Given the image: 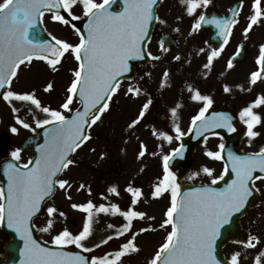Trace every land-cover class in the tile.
<instances>
[{
  "label": "snow or ice",
  "instance_id": "obj_1",
  "mask_svg": "<svg viewBox=\"0 0 264 264\" xmlns=\"http://www.w3.org/2000/svg\"><path fill=\"white\" fill-rule=\"evenodd\" d=\"M114 2L115 0H102L99 3L96 0H2L0 2V89H11L13 78L17 76V69L26 61L31 62L34 57L47 61L53 68L66 54L74 56L78 62V67L73 73L74 79L67 89L68 95L61 105L64 110L71 112L70 106L73 100L79 98L81 107L70 117L59 110L42 107L41 101L34 94H22L12 90L0 92L4 101L30 102L35 108L47 114V118L35 122L37 127L47 126L44 144L39 148V156L22 167L15 163L7 164L5 168L8 178L7 191L0 187V224L6 223V227L13 229L23 240L21 251L23 259L20 264H117L126 253L139 251L133 236L131 240L120 246V250L89 261L83 255L44 247L33 238V218L41 211L42 202L46 197H51L57 185L64 189L68 184L67 180L58 178V173L74 164L70 155L91 138L88 130L101 120V115L109 108L108 101L118 90L120 77L130 71L129 61L143 57L144 45L149 39V26L153 19H159L153 13L157 0H123L124 7L119 12L112 10ZM201 3L207 5L209 0H188V12L193 13ZM77 5L81 7L83 16L87 18L86 34L75 24L72 25L80 35L78 44L69 43L56 36H51V41L43 43H34L30 38V31L36 28L39 18H42L45 12L51 13L53 20L64 24H69L70 20L61 14L62 10L67 12V16L72 20H79L80 16L73 13V8ZM254 8L255 12L250 17L245 35L264 16L262 0H254ZM203 22L214 24L220 29L225 44L231 35V26L237 23L235 18L221 20L214 17L206 21L205 16L201 15L194 27L200 28ZM148 55L151 56V53ZM218 55L219 51L213 49L204 67L208 68L213 58ZM236 55H239V50ZM152 58L159 59V57ZM257 64L260 66L259 70L251 73L253 84L264 74V45L260 47ZM232 66V60H229L228 67ZM51 88L52 84H48L47 89ZM128 91L139 94V89L129 88ZM225 91L229 89L225 87ZM193 99L205 102V106L192 118V127L196 129L197 135L201 130L217 127L235 131L231 118L224 113L214 114L211 119L206 118L205 113L213 103L210 97L202 96L197 91ZM150 103L151 101L143 105L139 117L132 121L130 128L143 118ZM262 104H264V96L258 98L253 105L245 107L241 113V118L247 124L249 137L258 135L253 128L261 122V117L253 111V108ZM13 111L16 109L14 108ZM18 123L24 128L31 127L22 120H18ZM11 131L17 133L18 129L12 127ZM176 132L177 138L184 135L179 127L176 128ZM164 138L169 142L173 139L172 136L167 135ZM182 147L175 149L172 155H182ZM224 147L220 144L221 151L208 152L207 155L222 159L221 152ZM19 153L20 149H16L11 155L18 160ZM144 154L145 150L142 146L139 155L142 157ZM171 158L172 156L169 155L163 156L165 175L156 185L153 193L155 197H159L163 192L171 191V204L165 213L166 219L160 225L161 228L170 225L171 231L168 232L165 241L149 264H220L215 256L216 239L224 225L229 223L231 216L240 212L248 197L252 195L254 189L250 184L261 178L254 173L257 171L264 173V148L250 156L228 154L231 170L236 178L225 189L218 191L211 187H201L185 192L179 199L180 185L176 183V176L169 170ZM204 171L211 174L208 168ZM227 171L226 164L225 172ZM215 182L213 180V183ZM80 187L83 188L84 185ZM109 191L119 194L115 187L110 188ZM127 191L131 193L133 203L141 195L140 190L136 188L129 187ZM72 207L86 213L87 222L78 234H73L67 229L60 231L54 236L53 243L61 249L68 244H74L83 248L85 252H90L92 249L86 247L83 242L91 235L92 210L96 206L89 201L86 204H73ZM111 210L120 213L128 221L123 226V231L117 232L116 236L130 230L133 218L145 215L133 210L121 211L118 205H112ZM98 211L107 213L109 208L100 205ZM47 212L51 216L57 212V209L49 207ZM59 215L65 214L60 212ZM51 227L52 221L49 220L47 227L40 230L48 231ZM112 238L108 236L107 240ZM107 240L101 243H106ZM237 260L238 254L233 255L232 264H237Z\"/></svg>",
  "mask_w": 264,
  "mask_h": 264
},
{
  "label": "flooded vegetation",
  "instance_id": "obj_2",
  "mask_svg": "<svg viewBox=\"0 0 264 264\" xmlns=\"http://www.w3.org/2000/svg\"><path fill=\"white\" fill-rule=\"evenodd\" d=\"M76 7L80 9L79 5L75 6L74 9ZM251 11L254 14V0H209L207 5L201 3L193 13L188 12V0H162L157 9L159 19L155 33L148 44V52L151 53L149 64L135 65L133 73L120 81L118 90L108 102L109 108L101 115V120L90 128L91 138L74 155V170L69 180L72 190V187L77 186L76 194L78 196L71 194L66 198V207L71 215L67 216L65 220L63 219V222H60L62 226H59L58 207L52 199L45 204V215L34 219V226L38 231L47 227L48 221L51 220L52 227L43 232L57 233L58 229L68 225L67 230L73 234H78L87 222V214L79 208H73L72 205L86 204L91 201L96 206L92 210V231L83 243L90 248L100 245L104 239L101 228L105 221L112 220L120 225L123 218L120 213L114 211L113 214L104 213V215L103 212L98 211L99 206L118 205L121 211H138L139 201L144 198V190L143 188L140 189L139 185L135 187L140 190L141 195L133 203V197L127 189L133 188L136 180L144 181L149 197L153 188L163 180L165 175L163 156H170L180 146L182 138L191 133L193 116L197 115L200 109L205 106L204 101L193 99L197 91L202 96H208L212 99L213 103L208 107L212 117L213 110L226 111L231 117L237 114L242 124L247 128L245 120L241 118L243 109L253 105L258 98L264 96V75H261L255 84L251 83V73L260 68L257 64L260 49H250L251 29L245 35V29L250 22ZM201 15L205 16L206 21L214 17L221 20H231L230 17L235 18L237 23L231 26V35L226 44L224 37L220 35V29L214 24L203 22L200 28L194 27ZM43 18L44 20L52 19V14H45ZM254 26L259 30V37H264V16ZM162 34L170 37L167 46L163 44V47L159 41V36ZM72 38L78 39L79 43V35ZM213 49L218 50L219 55L213 58L208 68H205L204 65L208 63V56L211 55ZM238 50L239 55H236ZM152 57H159V59ZM176 57H180V59H176ZM229 60H232L233 66L231 68L228 67ZM36 61L37 59H33L31 62L27 61L20 65L17 69V76L13 78L11 89H17L25 83L32 82L33 74L39 70L34 65ZM73 61L76 65L68 73V87L74 79V70L78 67L75 58ZM225 87L229 91H225ZM129 88L139 89V94L129 92ZM149 101L151 103L143 118H140L139 122L130 128L129 125L132 121L139 117L143 105ZM78 106L79 103L75 98L70 106L72 108L70 113L72 114ZM253 111L261 117V122L253 128L258 135L249 137L246 134L244 136L239 147L243 153H258L264 148V104L254 107ZM177 127L184 133L179 138H177ZM110 133L114 137L123 134L125 139V145L117 147V151L115 150L116 147L113 149L112 146L105 147ZM165 135L172 136V141L169 142L165 139ZM222 135L213 136L212 134L204 146L195 148L192 166L182 181L180 177L185 174L183 173L186 166L185 161L175 164L181 169L178 174L169 168L176 176V183L180 187L184 184L211 183L213 180L222 177L225 168L222 159L209 156V162L200 163V169L208 168L211 170V174L196 170L197 159L201 154L221 151L219 145L225 144ZM22 139H16L14 135H11V144L7 156L14 158L11 155L12 152L20 149L19 161L14 159L26 164L27 158L32 155L21 149ZM130 141H134L133 146L129 144ZM207 145L209 146L208 151H202ZM142 146L145 154L141 157L139 153ZM83 148L84 150L78 154ZM106 149L107 158H110L106 166L102 168L89 167L90 159H99L101 155L105 154ZM130 149L137 155L135 157L136 167L125 173L126 167L123 159L125 155L130 153ZM153 152H163V156L152 161L151 154ZM0 153H4L1 143ZM114 154L119 155L114 157ZM236 156H240V154ZM2 159L3 157L0 155V160ZM214 170L215 174L213 173ZM207 175L209 180L200 182L201 178ZM122 181H126V184L122 185ZM81 185L84 187L81 188ZM254 186L260 194L259 203L241 220L242 227L249 232L251 246H249V242L227 244L223 248V253L231 264L232 257L236 254H238L237 264H257L258 260L259 264H264V177L256 180ZM113 187L117 189L119 194L109 191ZM164 193L170 195L171 191L168 190ZM77 197L79 202H76ZM147 205L149 206L148 202ZM49 207H55L57 212L50 216L47 212ZM77 210L81 217V226L73 219L74 215L78 214ZM141 218L145 217L133 218L131 228L137 227L139 221L142 220ZM167 229L170 232L171 226H167ZM3 235L8 240L4 233ZM111 235L115 234L111 232L109 236ZM253 237L257 239L253 240Z\"/></svg>",
  "mask_w": 264,
  "mask_h": 264
},
{
  "label": "rangeland",
  "instance_id": "obj_3",
  "mask_svg": "<svg viewBox=\"0 0 264 264\" xmlns=\"http://www.w3.org/2000/svg\"><path fill=\"white\" fill-rule=\"evenodd\" d=\"M96 2H102V0H96ZM252 15V11H251ZM47 31L52 35L56 36L58 39L72 42V39L68 38L71 37V31L68 26L64 25L61 22L58 21H52L47 19L46 25H45ZM73 35V33H72ZM262 45H264V37H259V30L257 28L252 27L251 28V37H250V49L256 50L259 49ZM69 55H65V57L62 59L60 64H58L57 69H52L47 62L44 60H37L34 62V65H36V68L39 69L35 74L32 76V82L25 83L21 87L17 88L15 92L17 93H27V94H34L36 98H38L41 101L42 107L46 106L49 107L52 110H59L63 112L67 116V112H65L64 109H62L61 105L66 100L67 95V87H68V73L71 71L72 67L75 65L72 63V60ZM52 84L51 89H47V85ZM12 103L17 104L21 109H24L26 107H31L32 111L37 110L34 105H32L30 102H24V101H17V100H11ZM14 106V105H13ZM31 111V112H32ZM40 111V110H39ZM37 113L36 119H44L47 118V114L41 112ZM17 114L15 111H12L11 106H8L7 102H4L0 105V132H10L12 127H16L18 129L17 133H13V135L16 137V139H20L24 134L33 133L36 130H33L32 126L30 128H24L22 124L18 123V120L15 116ZM26 122V121H24ZM28 123V122H26ZM29 124V123H28ZM152 132V131H151ZM92 144V143H91ZM90 144V145H91ZM129 144L131 146L134 145V141H130ZM125 145V139L123 137V134H118L116 137H114L111 133L108 135V138L105 143V147L112 146V149L119 146ZM128 145V146H130ZM209 146L207 145L202 151H208ZM84 150L81 149L80 152ZM107 149L105 150V154L101 155L99 159H90L89 161V167H96V168H102L106 166V163L109 162L108 154L106 153ZM134 151L130 149V153L125 155V158L123 159L125 164V173L129 171V169H133L136 167V154L133 153ZM119 154H114V157H116ZM152 161H155L156 158H161L163 156V152H153L152 154ZM150 155V156H151ZM209 155L207 154H201V156L197 159V171L203 172L204 170L200 169V163L201 162H209ZM75 163V161H74ZM74 165L69 166L67 169L64 170L63 175L60 179L67 180L68 184L65 186L64 189L59 188L57 191V197H56V205L58 207V213L63 212L65 215L64 217H67L70 214L69 210L67 209L66 205V198L68 195L76 194V185L71 189V183H70V175L72 173ZM215 174V170H214ZM122 185L126 184V181L121 182ZM137 185L140 189L143 188L144 190V198L139 201H137L138 205V211L144 213V219L139 221L138 227L130 228V230L124 232L123 235L118 236L119 239H116L111 244H114L113 247L110 249V253L112 250L118 251L120 250V246L127 242L128 240H131L133 236H135V244L138 246L139 251L136 252H128L126 253L118 262L117 264H149V261L152 259V257L155 255V252L159 249L160 245L165 241L167 236V226L164 228H161L160 225L163 222L164 219H166L165 213L167 211V208L170 207L171 204V194L167 195L166 193H162L161 196L155 197L153 195L155 188H153L151 195L148 197V191L146 189V184L144 181L136 180L133 184V188H135ZM78 196V194H76ZM76 202H79V199L77 197ZM147 202L149 206L147 205ZM112 205L105 206L106 208H109V211L107 214H113V211L111 210ZM150 207V208H149ZM78 211V210H77ZM104 214V212H103ZM106 214V213H105ZM104 214V215H105ZM71 217V216H70ZM69 217V218H70ZM123 221L120 225H117L115 221L109 220L105 221L104 225L102 226L101 230H103V236L106 238L110 235L112 232L116 235L117 232L123 231V226L127 223V219L122 216ZM74 220L78 222L81 226V217L78 214L74 215ZM59 226H62V223H58ZM109 225H112V227H109ZM143 226V227H142ZM141 227V228H140ZM141 229H146V231H140ZM44 237L51 238V235L42 234ZM57 234H54L55 236ZM53 238V237H52ZM51 238V239H52ZM47 239V238H46ZM4 236L1 234L0 229V251L2 249V245L4 243ZM119 248V249H117ZM117 249V250H116ZM94 258L104 256L108 251L106 249L105 253L103 249H97L94 248L93 250ZM114 251V252H115ZM113 252V251H112ZM109 254V253H108ZM114 259V257H113Z\"/></svg>",
  "mask_w": 264,
  "mask_h": 264
},
{
  "label": "water",
  "instance_id": "obj_4",
  "mask_svg": "<svg viewBox=\"0 0 264 264\" xmlns=\"http://www.w3.org/2000/svg\"><path fill=\"white\" fill-rule=\"evenodd\" d=\"M115 4H116V0H115V2L112 5L115 6ZM121 6H122V9H123L124 4H121ZM153 13H154V16H155V7L153 9ZM61 14L65 15V17L68 18L70 20V22L75 24V26L77 28H80V30L86 34V31H87V29H86L87 20L85 22H83V23L77 24V23L73 22L70 17L67 16L65 11L62 10ZM154 24H155V19H153L152 23L149 26V39H150V36H151V32L153 30ZM30 37H37L38 39H41V41H43V42L51 41L50 36L46 33L45 29L42 26L41 18H39L36 28L33 31H30ZM149 39H148V41H149ZM165 40H167V38H165ZM148 41H147V43H148ZM147 43L144 45V55H143L144 58H147V53H146V45H147ZM138 59H139L138 60L139 64H142L143 63V59L142 60H140L141 58H138ZM0 92H3V90L0 89ZM1 96L2 95H0V99H1ZM237 127L240 130H242L239 126H237ZM46 130H47V126L45 128H43L41 130V132L38 133L36 136L27 137L25 139L23 147H25L29 151L33 152L35 154V158H37L39 156V154H40L39 153V148H40V146L42 144H44V141H45L44 133H45ZM210 132H211L210 129L201 130V133L199 135H196V137H195V140L197 142H195L194 144L188 143L190 151L187 154V165H189L191 163V161H192V156H193V152H194L195 147L198 144L202 145L204 143L206 137L211 134ZM234 139H236V137H234ZM2 140H3L4 149L7 150V148L9 147V137L7 135H3L2 136ZM189 140H190V138H189ZM226 140H227V145L224 148V150L222 151L223 153H225L229 149L230 150H234V149H236L238 147V144H239L238 141L237 142H232L230 137L229 138L227 137ZM72 156H73V153L70 155V158H72ZM9 163H15V162L12 161V160H9V159H5V160L0 162V178L2 180L3 188L5 189V191L7 190V186H8V178H7V175H6V172H5V168H6V165L9 164ZM31 166L32 165H29V167H31ZM257 172H259V171H257ZM61 173L62 172L58 173V178L61 175ZM230 173H231V169H228V171L225 174L224 179L221 180L220 182H218L215 185H211V186H186V188L185 187L182 188L181 193L179 195V198L185 192L193 191L194 189L201 188V187H211V188H214V189H217V190H218V188H222L221 190H223L229 184H231L232 181L236 178L234 172H233L232 175ZM250 186H251V184H250ZM55 192H56V188H55L54 193L51 195V197L55 194ZM51 197H46L45 198V201L42 202V204H41V210H43L42 208H43L44 203L47 200H49ZM254 202H256L255 199H252L251 201L247 200L244 208L240 212L234 213V215L232 216V219H233L232 226L230 225V227H228V229L223 233L224 236L226 237V239L223 241L222 245H220L217 248H215V252H217V257L220 260V264H225V262L223 260V255H222V248L225 246V244H227L228 242H231V241H234V242H245L247 240V236H246L247 234L241 228L240 219L251 208V206L253 205ZM8 234L11 237V240L9 242H7L5 244V246H4V253L0 255V264H20L21 259H23V257L21 256V251L23 249V240L20 238L18 233L9 232ZM220 234H221V232H220ZM33 238L36 239L38 241V243H40L44 247H48V248H51V249L57 250V251L63 250V251H66V252H71L73 254L83 255V256H86L89 259V261H91L90 256L86 255L85 253H83V252H81L79 250H71V249H67V248H64V247L61 249L60 247H55V246H50V245L45 244L43 241H41L39 239L34 227H33ZM215 256H216V254H215Z\"/></svg>",
  "mask_w": 264,
  "mask_h": 264
}]
</instances>
